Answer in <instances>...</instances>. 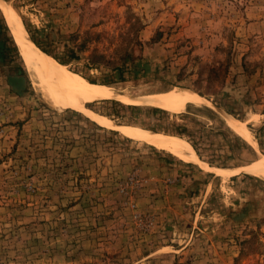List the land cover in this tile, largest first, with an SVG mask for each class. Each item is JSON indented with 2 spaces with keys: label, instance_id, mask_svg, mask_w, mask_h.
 <instances>
[{
  "label": "rangeland",
  "instance_id": "1",
  "mask_svg": "<svg viewBox=\"0 0 264 264\" xmlns=\"http://www.w3.org/2000/svg\"><path fill=\"white\" fill-rule=\"evenodd\" d=\"M5 1L68 70L129 95L187 88L243 121L264 154V0ZM93 51L127 54L121 77L84 67ZM202 107L86 106L155 131L163 149L52 110L0 15V264H264V182L216 171L256 155ZM183 141L203 163L168 151Z\"/></svg>",
  "mask_w": 264,
  "mask_h": 264
},
{
  "label": "bare ground",
  "instance_id": "2",
  "mask_svg": "<svg viewBox=\"0 0 264 264\" xmlns=\"http://www.w3.org/2000/svg\"><path fill=\"white\" fill-rule=\"evenodd\" d=\"M15 10L8 1L0 0V15L17 47L33 93L46 107L57 112L72 109L101 128L142 141L155 149H163L158 140L159 135L155 131L138 126L115 124L100 119L86 106L105 100L116 101L126 106L160 108L172 112L177 111L181 105L203 106L210 110L219 124H222L231 134L244 141L256 155L255 159H252L248 164L244 163L245 165L221 169L218 174L230 175L234 172H240L264 182V155L258 150L256 136L254 137L243 121L236 119L221 108L213 106L205 98L183 87H170L166 90L129 95L116 90L109 84L86 82L33 44L18 15L19 13L17 14ZM168 151L183 161L196 162L183 148L176 149L172 144H169Z\"/></svg>",
  "mask_w": 264,
  "mask_h": 264
},
{
  "label": "trees",
  "instance_id": "3",
  "mask_svg": "<svg viewBox=\"0 0 264 264\" xmlns=\"http://www.w3.org/2000/svg\"><path fill=\"white\" fill-rule=\"evenodd\" d=\"M88 35V34H86ZM71 37H76V35H71ZM30 40L33 42V44L36 47L38 46V43L36 42V40H34L31 36H29ZM73 38V40H74ZM85 38H83V40L80 41V43L78 44V46H76V48H83L85 47ZM40 48V47H39ZM41 49V48H40ZM44 53H46V51L42 50ZM47 54V53H46ZM51 56V55H50ZM53 57V59H55L57 62H59L60 64H66L65 60H60L57 57L51 56ZM67 60H77L78 57L72 52V51H68L67 54ZM128 55L127 54H123L121 56H111V57H107L104 54H100L97 53L96 51H93L92 53L88 54L85 58H84V62H83V66L86 67L87 69L90 68H94V67H101L107 71H109V73H114L113 77L119 78L121 77L122 73L125 71L122 67H124V62L125 60H128ZM74 73H77L78 75H80L81 77H83L84 79H86L88 82L90 83H97V84H110L109 80H111V76L110 77H106V76H102V79L99 82H97V80H93L90 79L89 77L85 76L84 74L77 72L76 70H72L69 69ZM264 155V154H263Z\"/></svg>",
  "mask_w": 264,
  "mask_h": 264
},
{
  "label": "crops",
  "instance_id": "4",
  "mask_svg": "<svg viewBox=\"0 0 264 264\" xmlns=\"http://www.w3.org/2000/svg\"><path fill=\"white\" fill-rule=\"evenodd\" d=\"M257 141V140H256ZM184 142V141H183ZM184 144H185V146H186V151L194 158V160L196 159L195 157V155H194V153H193V151H192V149H191V147L188 145V144H186L185 142H184ZM257 145H258V148L260 147L259 146V144H258V142H257ZM196 161V160H195ZM182 162H184V161H182ZM188 162V161H187ZM196 162H198V163H203V161H200V160H198V161H196ZM195 162V163H196ZM185 163V162H184ZM189 163H191V162H189ZM193 164V163H192ZM235 167V166H234ZM225 168H229V167H225ZM224 167L222 168V167H219V169H216V171H219V170H221V169H225ZM235 173V172H234ZM239 174H241V173H239ZM238 174H236V176H237ZM232 176H233V174H232ZM236 176H234V177H231V178H235ZM218 177H222V176H218Z\"/></svg>",
  "mask_w": 264,
  "mask_h": 264
}]
</instances>
